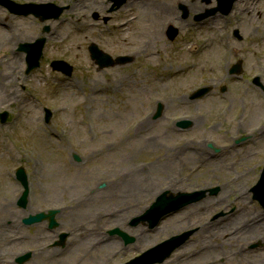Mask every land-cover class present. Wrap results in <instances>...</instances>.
Returning a JSON list of instances; mask_svg holds the SVG:
<instances>
[{"label":"rangeland","instance_id":"rangeland-1","mask_svg":"<svg viewBox=\"0 0 264 264\" xmlns=\"http://www.w3.org/2000/svg\"><path fill=\"white\" fill-rule=\"evenodd\" d=\"M10 1L53 4L63 12L58 21L40 23L0 6V115H6V123H0V223L11 231L7 242L4 237L0 243V264H17L27 253L31 257L24 264H126L186 232L192 234L162 264H264V182H257L264 168V95L252 84L259 79L264 87V0H235L228 20L210 19L204 25L193 19L217 7L215 0H136L140 17L130 33L107 40V47L124 40L121 46L130 50L108 48L105 54L131 56V67H137L147 54L140 52L146 37L161 29L159 56L148 61L181 74H169L172 79L166 82L164 70L153 74L148 67L135 73L97 71L88 54L95 33L81 28L92 25V11L101 15L110 9L107 0ZM151 2L162 5V12L149 11ZM180 7L188 13L184 21ZM127 12L121 8L110 24L122 22ZM169 25L179 29L172 43L165 34ZM41 37L46 39L41 67L26 74L18 47ZM52 61L71 66L72 76L53 71ZM236 64L239 73L226 75L225 65ZM185 66H191L188 73L180 70ZM93 88L101 92L94 94ZM199 88L207 89L206 95L193 100L191 94ZM45 109L52 112L48 124ZM181 119L191 126L177 128ZM61 131L69 139L57 143L52 134ZM169 160L173 166L166 165ZM19 168L29 184L24 209L17 204ZM134 171L141 172L148 188L126 192L115 179L129 178ZM82 174L85 178L78 179ZM163 192L174 198L203 196L154 229L148 225L155 214L132 226ZM79 199L90 204L88 216L96 228L83 221L69 224ZM26 210L32 215L54 210L58 226H24ZM82 229L90 238L75 249L71 233L76 237ZM115 229L133 241L125 245L117 235H108ZM63 234L67 246H56Z\"/></svg>","mask_w":264,"mask_h":264},{"label":"water","instance_id":"water-1","mask_svg":"<svg viewBox=\"0 0 264 264\" xmlns=\"http://www.w3.org/2000/svg\"><path fill=\"white\" fill-rule=\"evenodd\" d=\"M232 2L233 0H226L228 6H231ZM0 3L7 6L12 12H15V14L24 15V16L32 14L36 18H39L40 21L42 22L47 19H57L62 12L61 9H58L57 7L51 4L18 6L8 1H2V0H0ZM218 10H221V8L219 7L214 10H211L210 13H215ZM43 44H44V40H38L36 44L33 46L26 45L23 47V50L28 54V63H27L28 71L38 66L39 59L42 53ZM52 67L53 69L63 71L66 74L71 73V69L67 67L66 64L61 62L52 63ZM1 120L3 121L4 117H1ZM262 181L264 182V173L260 181V184H262ZM25 196L26 193L24 194V197ZM191 196L192 195H179L178 197H176V199H173V197L166 198L165 195H162L159 198H157L156 202L150 207V209L141 218L137 219V221H135L133 224H136L140 220L141 221L148 220L150 216H152V214H155L156 216L155 220L150 222L149 225L150 228H153L163 216L171 212H174L180 209L181 207L191 203L192 199L184 202V200L189 199ZM55 214L56 212H49L47 215L39 214L36 217H33L29 220H25L24 222L26 224H33L48 219L50 222L49 227L53 228L55 226V221H54ZM113 233L119 234L120 237L124 240L125 244L131 243L133 241L132 238L128 237L126 234L122 232H119L118 230L113 231L112 234ZM190 234L191 233L184 234L177 238L176 237L172 238L149 250L141 258H137L134 261L130 262L129 264L162 263L177 247H179L188 238Z\"/></svg>","mask_w":264,"mask_h":264},{"label":"bare ground","instance_id":"bare-ground-1","mask_svg":"<svg viewBox=\"0 0 264 264\" xmlns=\"http://www.w3.org/2000/svg\"><path fill=\"white\" fill-rule=\"evenodd\" d=\"M141 3L140 2V7H141ZM150 7H149V11H158V12H162L161 9L163 8L162 5L158 4L157 2H151L150 4ZM145 8V7H143ZM152 12V13H153ZM149 16V15H147ZM161 29L159 31H154L153 34H151L150 36L146 37L145 39V42L148 43V44H151L153 40L157 41L158 39L161 38V35H162V32H160ZM144 47L147 48V50L149 49V45H146L144 44ZM15 62V61H14ZM113 91H115L116 89L112 86L111 87ZM99 89H96V88H93L92 89V92H94V94L96 92H98ZM143 123V121H141ZM141 124V123H140ZM139 124V125H140ZM137 129V128H136ZM136 129L134 130V135H139V132H136ZM142 138V137H141ZM151 144L148 143V146H150ZM167 160V157L165 158L164 162ZM161 162V161H160ZM165 164V163H164ZM166 165H170V166H173L174 163L169 160ZM160 166V164H159ZM136 168V166L134 167ZM139 169V168H138ZM131 172V171H130ZM133 174V177L131 178ZM130 173V177L129 178H122L120 180H117L115 179V182L118 184V185H122V187L126 190V192H128V189L129 190H134V189H139V188H148V183L146 180H144L141 176V172L137 171V172H133V173ZM85 178V174H82L78 179H84ZM76 185V180H72V184H71V187L75 186ZM78 187V186H77ZM80 198V197H78ZM89 199V197H87ZM93 199V198H91ZM82 199H79V205H76V207L78 208L76 211L77 213H74L73 215H70L69 219L72 220V221H69V224H72V226H75L77 224V222H82L87 225V224H91V228H96V224H93V222L91 220H89V214H88V210L91 209V206L90 204H87V199H84L83 201H81ZM4 210L7 209V206L6 205H2L1 206ZM82 209V210H81ZM83 212V213H81ZM22 214V213H21ZM23 214L26 216V215H30V211L26 210L25 212H23ZM82 216V218H80ZM82 225V224H81ZM12 228L11 229H16V225L14 226V224H11ZM81 226H79L80 228ZM78 228V225L77 227ZM11 231L8 230L6 228H4L3 224L0 223V243L2 242V238L6 237ZM89 234L87 233V231L85 229H82L78 230L77 232V246L75 247V249L79 248L80 246L84 245V241L88 240V237ZM8 237V236H7ZM6 237V242L8 240V238ZM15 242V241H13Z\"/></svg>","mask_w":264,"mask_h":264},{"label":"flooded vegetation","instance_id":"flooded-vegetation-1","mask_svg":"<svg viewBox=\"0 0 264 264\" xmlns=\"http://www.w3.org/2000/svg\"><path fill=\"white\" fill-rule=\"evenodd\" d=\"M129 3H131L130 0L126 4H123L118 10H120L122 7H126L127 8L128 6H130ZM143 7H144V4H141V10H142ZM90 15H91V19L94 20V23H93V26H94L93 31L96 32V33L97 32H103L106 27H108V28L111 27L112 29H115L117 25L122 26L123 21L127 20V18H126V19H124L122 22H120L118 24H116V23L110 24L111 23V20L114 19L113 18V15H114L113 13L111 15H108V13L105 11V12H102L101 15L100 14H97L96 15V14H93V11H92ZM136 15L137 16H134V17H136V20L133 21L134 23H136V21L140 17L139 14L136 13ZM104 18H106V19H104ZM125 26H126L125 34L126 33H130L131 30L128 28L130 26V24L127 25V23H126ZM135 26L136 25H134L133 28ZM165 34H167L169 36L168 30H166V33ZM114 35L112 37L107 36L102 41L101 40H97L95 38L96 36H94V39H96V40L95 41L92 40L91 42L94 43V44H96L98 46V48L101 49L104 52H107L106 50L108 48H114V49L121 50V51H129L130 50L129 48H127L125 46H121V45L124 44V42H123L124 40L123 41L120 40V41H117V42L111 41V42H109V43H111L110 46L107 47V40H113L112 38L115 37ZM120 37H122V36H120ZM144 44L149 45V49L148 50H147L146 47H144ZM156 48H157V43H156L155 40H153L151 44H148V43L144 42L142 44V50L140 52H147V54L144 55V56H142V58H143L142 60L145 59V60L148 61L152 57H158L159 56V53L157 52ZM153 50H155V51H153ZM135 55H139V54L136 53ZM111 56L114 59H121V58H123L124 61H122L120 64H115V65H113L112 67H110L108 69L115 68L114 70H124V71H129L130 70L131 58H129V57H131V56H128V58L127 57H122V56H126V55H120L118 53H115L113 55L111 54ZM154 63H155V61H154ZM148 64L152 65V62L149 63V61H148ZM93 65L96 67V69H97L98 72L104 71V70H100L96 64L93 63Z\"/></svg>","mask_w":264,"mask_h":264}]
</instances>
